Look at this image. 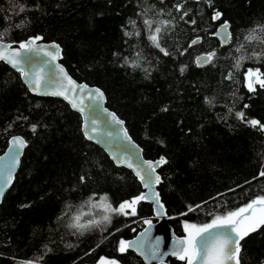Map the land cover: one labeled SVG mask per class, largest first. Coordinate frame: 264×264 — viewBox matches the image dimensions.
Masks as SVG:
<instances>
[{"label": "trees", "instance_id": "obj_1", "mask_svg": "<svg viewBox=\"0 0 264 264\" xmlns=\"http://www.w3.org/2000/svg\"><path fill=\"white\" fill-rule=\"evenodd\" d=\"M224 20L228 46L212 35ZM0 34L60 42L70 72L105 90L145 155L165 158L159 190L179 234L264 195V86L247 81L250 68L264 79V0H0ZM202 52L215 56L199 65ZM17 133L29 143L0 204V264L143 263L120 241L143 228L152 204H135V215L104 207L131 201L138 177L86 138L65 100L32 93L0 60V154ZM104 215L110 223H89ZM241 246L242 263L259 264L264 226Z\"/></svg>", "mask_w": 264, "mask_h": 264}, {"label": "water", "instance_id": "obj_2", "mask_svg": "<svg viewBox=\"0 0 264 264\" xmlns=\"http://www.w3.org/2000/svg\"><path fill=\"white\" fill-rule=\"evenodd\" d=\"M215 19L218 20L219 18H216L215 15ZM225 23L227 24L226 29L224 27ZM228 34H230V38ZM212 35L218 39L222 46H228L229 44H231L234 39V33L230 21L224 20L219 22ZM33 37L37 36H29L21 42ZM199 40L200 37L198 36L192 42L195 41L196 43ZM3 42L12 44L13 48L18 50L19 43L16 44L13 41L5 39H3ZM36 43L38 47L44 48L45 51L53 52V54L56 55V59L53 60L52 57L46 56L44 52L38 54L22 53V55L31 57V64H25V70L31 69L36 72H39L40 74L41 86L39 91H33L30 84L25 81V78L23 76H21L22 80L27 85L29 90L37 95L54 96L65 100L71 106L72 109H74L81 115L82 130L84 134L87 125L89 135L93 137L92 139H89L88 136L85 135L87 139L102 147L117 165L125 166L131 169L136 176L138 170L140 171L141 176H146L145 170L147 169V164L145 162H151L155 164L157 161H160L161 158L164 157L150 158L145 155L143 146L130 133L126 124V120L121 117L116 110L112 109L108 105V97L105 90L99 85L91 84L85 80H79L70 72L66 64L62 61L64 54L63 46L60 42L56 40L41 39ZM53 44L59 46L58 54H56V50L51 47ZM207 54L209 53H199L196 56V62L197 58L204 57ZM7 64L12 67L11 64ZM203 64L205 63H201L199 65ZM61 69L63 70V72H61ZM64 74H66V77H70L76 85L83 86V91H78L74 97L70 98L75 99L79 107L84 108V112L79 111L78 108H73L72 104L69 102L68 99H65L64 96L53 94L62 90L61 85L62 83L66 82ZM96 90H99V93H97ZM113 117H115V119ZM92 121H95V124H93ZM116 121H122L123 123L120 124ZM92 127L96 128V132H91ZM15 137L22 138L25 142V147L19 149L17 162L12 165L10 158L13 154L12 141ZM28 143L29 142L24 135L19 133L14 134L10 137L9 143L4 152L0 154V187H4V181L8 176L6 166L11 167V182L10 184H8L7 187H4V195L3 197H0V204L3 202L6 193L13 186L16 180V176L21 166L23 155L26 151ZM117 157L119 159H117ZM129 164H131L132 166L129 167ZM162 165L163 163L155 167V171L152 174L153 179L149 187H146L145 182H142L140 176H137L142 184L143 190L132 199L134 200L136 197L144 195L147 198L140 200L139 202H149L152 204L153 207V215L147 220L150 221V223H145L143 228L140 229L134 236L125 240L126 242H132V246L128 249L135 251L137 255L142 258V264H161V260L163 261V264H172L169 258L175 256H172L170 254L171 251L177 246L178 240H184L187 236V234H179L175 230L174 226L170 222V216L168 215L166 205L162 200V196L159 190V184L162 181V174L160 172ZM156 176L160 178L158 183L155 182ZM157 193L158 202L159 204L163 205V210L160 212L159 215H157V204L154 202V200L156 199L155 194ZM145 230H148L146 234ZM157 247L159 249V252L157 253L158 258L154 260L150 258L146 259L145 257L148 256L152 252V250ZM110 261L114 260L103 259L98 264H108V262ZM241 264H243L242 260Z\"/></svg>", "mask_w": 264, "mask_h": 264}, {"label": "snow or ice", "instance_id": "obj_3", "mask_svg": "<svg viewBox=\"0 0 264 264\" xmlns=\"http://www.w3.org/2000/svg\"><path fill=\"white\" fill-rule=\"evenodd\" d=\"M182 5H177V11L181 9ZM24 9L21 8V11ZM187 13H185L186 15ZM219 13L216 14V18H219ZM145 23H149L145 21ZM167 23V22H165ZM194 23V21H193ZM225 29L227 24L224 25ZM255 31V30H254ZM156 32H160V29L157 28ZM129 35V33H126ZM229 38H230V34ZM258 37L249 35L246 37V40L257 39ZM42 37H33L26 41L20 42L18 44V50L14 49L12 44L4 43L2 34H0V60H3L12 65L13 68H16L21 76L25 78V81L30 84L33 91L40 90V74L34 70H25V64H31V57L22 55V53H41L44 52L46 56L52 57L53 60L56 59V55L51 51H45L44 48L37 46V41L41 40ZM157 48L160 47L157 36L153 35L150 37ZM195 43V41L193 42ZM53 47L56 50V54L59 53V46L53 44ZM163 51V49H161ZM215 56V53H209L204 57L197 58V63H210L212 58ZM240 62L238 61L237 64ZM184 69H181L183 72ZM61 72L63 70L61 69ZM65 76V83H62V90L56 93L55 95L64 96L65 99H68L72 104L73 108H78L79 111L84 112V108L79 107L75 99L70 98L74 97L78 91H83V86L76 85L70 77ZM249 78L255 76L257 82L264 86V79H260L259 71L253 72L251 69L248 70ZM251 90V83L249 84ZM99 93V90H96ZM102 95V94H100ZM166 110V109H165ZM238 118L244 119V114L237 113ZM115 119V117H113ZM117 123L122 124V121H116ZM95 124V121H92ZM253 127L259 125V121L250 120L247 121ZM261 128H264V125H260ZM35 130V126H33ZM91 132H96V128L92 127ZM85 135L89 139L93 137L89 135L86 125ZM126 135V133H125ZM13 144V154L10 158L11 164L14 165L17 162V157L19 154V149L25 147V142L22 138L15 137L12 141ZM117 159H119L117 157ZM147 164L146 176H141L140 171H137V176H140L142 182H145V186L149 187L152 179L155 167L159 166L161 163H166L164 158H161L160 161H157L155 164L151 162H145ZM129 167L132 165L129 164ZM8 171V176L4 181V187H7L11 182V167L6 166ZM261 176H264V171L260 173ZM83 179V178H82ZM160 178L155 177V182H159ZM4 187H0V197L4 195ZM156 199L154 202L157 204V215L163 210V205L158 202V193L155 194ZM144 195L136 197L132 201H125L120 204L118 208H113L110 204H105V211L117 214L124 215H135L134 205L137 204L140 200L146 199ZM103 201H107V197L101 198ZM199 207V206H197ZM131 211H127V210ZM258 209V212H257ZM191 207L189 211H193ZM110 215H104L102 221H90V224L99 225L100 223H110ZM145 223H150V221H145ZM78 227H82L77 225ZM264 226V195L257 197L248 203L245 207H241L237 211L228 212L223 216H215L210 223L203 225L188 224L184 225L187 236L184 240H178L177 246L171 251V255L177 257L181 261H185L186 264H241L240 252H241V241L248 237L251 233L256 232L258 229ZM148 230H145V234ZM132 246V242L120 241V252H125L129 247ZM159 252L158 247L154 248L152 252L146 256V259H157V253ZM143 254V253H142ZM163 255V254H161ZM108 264H117L116 261H110ZM161 264L163 261L161 260ZM259 264H264V259L259 261Z\"/></svg>", "mask_w": 264, "mask_h": 264}, {"label": "rangeland", "instance_id": "obj_4", "mask_svg": "<svg viewBox=\"0 0 264 264\" xmlns=\"http://www.w3.org/2000/svg\"><path fill=\"white\" fill-rule=\"evenodd\" d=\"M253 72H256L258 69L256 68H250ZM247 78H248V85L251 83V87H254V83L257 82V78L255 76L249 78L248 76V73H247ZM258 212V210H257ZM149 218H146V221L148 220ZM123 241H125V239H123Z\"/></svg>", "mask_w": 264, "mask_h": 264}, {"label": "flooded vegetation", "instance_id": "obj_5", "mask_svg": "<svg viewBox=\"0 0 264 264\" xmlns=\"http://www.w3.org/2000/svg\"><path fill=\"white\" fill-rule=\"evenodd\" d=\"M171 258H177V257H170V258H169L170 262H172ZM101 260H103V259H101ZM101 260H100V261H101ZM100 261H98V263H99ZM98 263H96V264H98ZM117 263H118V262H117ZM118 264H119V263H118ZM141 264H142V263H141ZM172 264H173V263H172Z\"/></svg>", "mask_w": 264, "mask_h": 264}]
</instances>
